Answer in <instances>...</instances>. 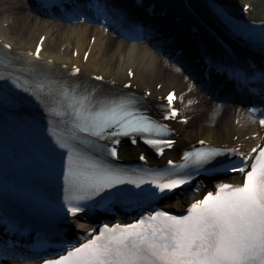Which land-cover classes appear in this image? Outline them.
Listing matches in <instances>:
<instances>
[{"label": "snow or ice", "instance_id": "1", "mask_svg": "<svg viewBox=\"0 0 264 264\" xmlns=\"http://www.w3.org/2000/svg\"><path fill=\"white\" fill-rule=\"evenodd\" d=\"M43 7L59 8L66 18L79 22L88 18L90 23H100L102 17L118 34L123 33L111 17H116L121 26L130 23L128 15L118 9L96 6L97 17L89 18L77 5L66 12L63 0H47ZM243 10L249 11L248 7ZM217 13L237 34L257 38L247 26L234 24L223 10ZM132 26L138 33L142 31ZM259 39L264 44V31ZM43 43L42 38L35 51L23 57L9 55L11 46L3 45L8 51L0 54V63L13 70L0 73L4 82L0 91L7 103L11 81L34 97L45 113L38 114L32 124L42 131L50 179L62 182V197L52 205L55 218L70 227L101 208L111 211L117 206L135 205L142 211L135 222L108 220L87 229L75 242L62 240L54 254L39 255L53 245H32L36 254L28 259L36 264H264V146L258 144L245 152L239 147L212 146L201 139L199 146L192 145L183 152L179 163L169 159L163 169L147 166L144 154L139 155L144 167H124L119 162L125 138L133 146L142 141L160 156L174 147L173 130L163 121L180 117L174 103L183 102V97L175 92L161 97L167 103L161 106L162 118L155 119L149 114L146 99L151 92L139 95L54 76L50 61L40 63ZM21 58L26 60L30 76L23 81L14 74V61ZM84 60H88L87 53ZM212 70L233 87L259 81L264 89V69L233 71L224 64H213ZM80 71L74 68L69 75L78 77ZM127 75L132 77L134 73L128 71ZM92 79L104 81L102 75ZM123 87L132 89L133 85L126 82ZM14 103L23 105L25 100ZM260 103L264 104V91ZM247 119L264 127V109L248 108ZM180 122L189 121L184 118ZM213 173L218 176L211 188L205 190L193 183ZM196 193L201 195L178 213L158 206L161 200L184 194L195 197ZM21 212L17 211V220L11 223L5 218L6 234H24L19 222ZM19 246L5 239L0 242V257L16 258Z\"/></svg>", "mask_w": 264, "mask_h": 264}, {"label": "bare ground", "instance_id": "2", "mask_svg": "<svg viewBox=\"0 0 264 264\" xmlns=\"http://www.w3.org/2000/svg\"><path fill=\"white\" fill-rule=\"evenodd\" d=\"M121 1L113 0L111 3V0H107L105 5L109 4L107 9H113ZM164 1L171 2L175 6L180 4V0ZM190 1L200 14L202 12L200 2L198 0ZM223 1L232 8L243 5L238 0ZM251 4L253 10L249 17L252 20L264 21V0H256ZM122 12L127 13V11ZM111 19L115 25L120 27L116 17H111ZM101 20L103 22V18ZM4 24H8L6 28H4ZM179 25L177 24L176 27ZM176 27L173 32L166 35V39L179 36ZM0 33L5 41L13 45L15 50L33 49L34 44L38 41L35 39L36 35L40 33L46 35L43 55L54 59L57 63L80 64L82 76L102 75L106 79H112L123 85L129 82L127 71L133 69L135 75L132 81L139 91L150 89L155 95H162L168 90L177 89L179 97H183V102L178 100V106L181 107L183 115L190 117L191 120L187 125H176L180 136L171 153L176 157L183 149L201 139L211 144L226 143L229 146H237L242 142L245 150H250L262 143L260 136L264 133V127L249 121L247 114L242 111H223L220 106L226 105L227 98H222L225 95L220 93L221 86L215 84L211 88L209 93L214 96L215 100L213 101L209 95L205 94L204 89L200 90L197 87L195 79L198 80V78L194 76L197 74L180 58H174L173 51L176 50L173 46L177 45L178 48L181 46V44H177L179 38L183 43H186L184 36H187V33L185 31L178 39L175 38L168 48L160 43L161 41L157 43L159 35L153 31L149 34L150 39L154 42L152 45L139 44V42L131 43L114 31L112 27L104 24L100 27H94L87 23L59 24L40 17L30 5L29 0H0ZM192 35L194 34L189 32L188 36ZM92 39H94L93 43ZM88 50L90 51L88 60L83 62V56ZM74 52L79 55L74 57ZM170 57L178 64L182 63L186 69L177 71L178 68L175 64L170 63ZM185 57L187 58V56ZM190 72L194 73L192 75L194 78L189 77ZM158 84H162L160 91L156 89ZM238 120L240 123H237ZM256 135L258 136L255 137ZM235 136L238 137L237 140L234 139ZM136 152L137 150L124 147L121 155L128 157ZM189 202V197L182 195L166 205L171 208H180L183 203L188 204ZM75 233L81 234V231L77 229ZM18 257L17 255L16 258ZM10 260H5V263H11Z\"/></svg>", "mask_w": 264, "mask_h": 264}, {"label": "rangeland", "instance_id": "3", "mask_svg": "<svg viewBox=\"0 0 264 264\" xmlns=\"http://www.w3.org/2000/svg\"><path fill=\"white\" fill-rule=\"evenodd\" d=\"M40 35H41V33L40 34H37L36 37H35V39H38Z\"/></svg>", "mask_w": 264, "mask_h": 264}]
</instances>
